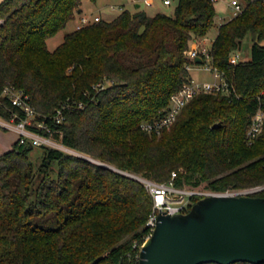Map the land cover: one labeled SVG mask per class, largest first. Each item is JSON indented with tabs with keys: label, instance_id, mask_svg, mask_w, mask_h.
<instances>
[{
	"label": "trees",
	"instance_id": "trees-1",
	"mask_svg": "<svg viewBox=\"0 0 264 264\" xmlns=\"http://www.w3.org/2000/svg\"><path fill=\"white\" fill-rule=\"evenodd\" d=\"M82 1L0 2V95L7 85L23 89L49 124L41 133L118 170L42 147L37 175L35 146L15 141L0 154V264H139L135 244L149 233L154 202L140 180L122 171L160 182L176 171L177 186L211 191L264 185V128L248 137L253 116L264 110V0H245L212 42V64L233 81L237 96L200 93L159 133L142 124L159 118L188 81L194 61L186 51L214 26L215 0H178L173 13L152 16L123 9L49 49L47 40L66 28ZM248 34L251 59L231 64ZM14 108L1 98L5 118ZM58 108L63 122L46 118Z\"/></svg>",
	"mask_w": 264,
	"mask_h": 264
},
{
	"label": "built area",
	"instance_id": "built-area-1",
	"mask_svg": "<svg viewBox=\"0 0 264 264\" xmlns=\"http://www.w3.org/2000/svg\"><path fill=\"white\" fill-rule=\"evenodd\" d=\"M216 1V0H215ZM149 4L150 1L147 0ZM164 4L170 5L172 0H163ZM230 5L233 9V16L241 13L244 9V5L239 0H231ZM102 18L97 15L94 18L81 16L77 29L83 26L100 21ZM212 46V45H211ZM211 46H200L197 38H193L192 46L186 51V56L194 62L187 65V69L190 71V77L177 91L173 92L170 97V106L161 114L159 118L154 121H145L142 124V128L149 132L159 133L163 128L170 126L174 123L180 114L183 107L192 100L196 95L200 93H223L227 96H237V90L233 81L229 80L225 73L212 64ZM196 58H201L202 62L195 63ZM242 60L241 54L238 51L233 52L230 55L229 62L231 64H237ZM192 69L209 70L213 74V79H197L191 75ZM105 82L97 83L94 87L96 89H102L105 87ZM8 98L11 103L16 107L11 110L9 118H5L0 113V128L14 130L19 134V141L21 143L32 142L34 146L41 147H64L69 149L65 145L56 142L51 137L41 133L40 130H50L49 124L46 120H40L38 118L39 112L35 106L30 102L29 95L20 88L7 85L1 98ZM264 98V89L259 94V99ZM83 103H79L78 107H83ZM57 123H61L65 120V111L63 108H58L54 114L47 116ZM264 126V110L259 108L253 116L251 125L248 129V137L252 139L262 131ZM250 141V143H251ZM90 160L97 162L98 160L91 158ZM100 163V162H98ZM107 167L117 169L112 165L105 164ZM127 175L140 180L146 189L149 191L153 198V208L147 221L149 233L145 236L142 243L137 242L135 247L138 248L139 258L143 244L146 239L150 237L157 225V217L160 212H167L171 215L187 212V208L192 204L194 198H202L208 195H220V194H250L264 190V185L244 188L239 190H227V191H211L201 187L190 188L187 186H177L176 178L178 176L176 171L172 172V176L168 181H156L154 179L134 175L128 172Z\"/></svg>",
	"mask_w": 264,
	"mask_h": 264
},
{
	"label": "water",
	"instance_id": "water-1",
	"mask_svg": "<svg viewBox=\"0 0 264 264\" xmlns=\"http://www.w3.org/2000/svg\"><path fill=\"white\" fill-rule=\"evenodd\" d=\"M211 262L264 263V196L208 195L187 212H160L139 260V264Z\"/></svg>",
	"mask_w": 264,
	"mask_h": 264
},
{
	"label": "rangeland",
	"instance_id": "rangeland-1",
	"mask_svg": "<svg viewBox=\"0 0 264 264\" xmlns=\"http://www.w3.org/2000/svg\"><path fill=\"white\" fill-rule=\"evenodd\" d=\"M2 0H0L1 2ZM243 5H245V0H239ZM178 0H172L170 5L164 4L161 0H155V5L149 7V11L153 12L156 7L163 9L167 13H173L174 9L177 5ZM216 7H217V14H216V22L214 26L211 28L209 33L204 37L195 36L198 39L200 46H207L210 47L212 45L213 40L216 38L217 30L219 27V22L223 17L231 16L229 19L233 17V9L230 6L231 0H216ZM135 0H83L81 7L79 8L78 12L73 20H71L66 28L59 31L55 36L49 38L47 40L49 49H55L63 40L65 35L77 29V24L81 16L86 15L87 17H94L95 14H101L103 19H111L115 15H117L122 8H134ZM142 6H146L142 3ZM82 9V11H81ZM228 19V20H229ZM4 21V18L0 16V24ZM192 46V42L190 44ZM251 46H252V37L248 34L243 40L239 52L241 54L242 60H250L251 59ZM191 75L197 79H213V74L209 70H198L192 69ZM264 128V126H263ZM263 130V129H262ZM262 131H260L254 138H256ZM19 134L14 130H8L0 128V154L10 150L13 147V143L19 139ZM253 138V139H254ZM65 152H70L74 154H78L82 157L89 158V156L84 155L78 151L72 149H65L64 147H58ZM41 146H35L33 151L30 153V157L32 158L37 175L39 174V165L42 160V150ZM95 162V161H94ZM99 161H97L98 163ZM118 170V169H116ZM58 173V163L55 161L53 162V170L52 176L56 177ZM127 174V173H126Z\"/></svg>",
	"mask_w": 264,
	"mask_h": 264
},
{
	"label": "crops",
	"instance_id": "crops-1",
	"mask_svg": "<svg viewBox=\"0 0 264 264\" xmlns=\"http://www.w3.org/2000/svg\"><path fill=\"white\" fill-rule=\"evenodd\" d=\"M150 1V3L151 4H149L148 2H147V0H135V6H134V8H122V10L123 9H128V10H130V11H132V12H135V11H138V10H144L148 15H155L156 13H159V12H165L163 9H161V8H159V7H156V9L153 11V12H150L149 11V7L150 6H154L155 5V0H149ZM162 2H163V0H161ZM142 3H144L146 6H142ZM231 6V5H230ZM215 7H216V2H215ZM216 10H217V7H216ZM81 11H82V9H81ZM121 12V11H120ZM119 12V13H120ZM118 13V14H119ZM165 13H167V12H165ZM117 14V15H118ZM168 14H171V13H168ZM97 15H99L102 19H103V17H102V15L101 14H95L94 16H97ZM117 15H115L114 17H116ZM233 15V14H232ZM83 16H86V15H84V13H83ZM113 17V18H114ZM231 16H226V17H223L222 19H221V21L219 22V26H220V24H222V23H224L225 21H227L229 18H230ZM92 18V17H91ZM94 18V17H93ZM113 18H111V19H113ZM215 18H216V16H215ZM111 19H106V20H111ZM215 22H216V20H215ZM219 28V27H218ZM217 34H218V30H217ZM217 36V35H216ZM206 38H207V35H206Z\"/></svg>",
	"mask_w": 264,
	"mask_h": 264
}]
</instances>
